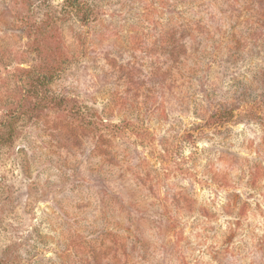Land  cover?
Here are the masks:
<instances>
[{"label": "rangeland", "instance_id": "1", "mask_svg": "<svg viewBox=\"0 0 264 264\" xmlns=\"http://www.w3.org/2000/svg\"><path fill=\"white\" fill-rule=\"evenodd\" d=\"M0 264H264V0H0Z\"/></svg>", "mask_w": 264, "mask_h": 264}, {"label": "trees", "instance_id": "2", "mask_svg": "<svg viewBox=\"0 0 264 264\" xmlns=\"http://www.w3.org/2000/svg\"><path fill=\"white\" fill-rule=\"evenodd\" d=\"M71 6H72L74 9L78 8V6L76 5V3H71ZM86 19L89 20L88 18H86Z\"/></svg>", "mask_w": 264, "mask_h": 264}]
</instances>
